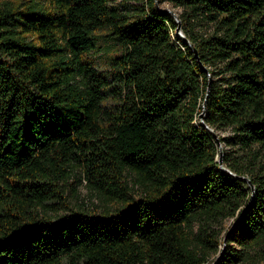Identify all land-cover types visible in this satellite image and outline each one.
Here are the masks:
<instances>
[{
  "label": "trees",
  "instance_id": "obj_1",
  "mask_svg": "<svg viewBox=\"0 0 264 264\" xmlns=\"http://www.w3.org/2000/svg\"><path fill=\"white\" fill-rule=\"evenodd\" d=\"M79 170L103 209L52 216ZM222 251L264 263V0H0V264Z\"/></svg>",
  "mask_w": 264,
  "mask_h": 264
},
{
  "label": "rangeland",
  "instance_id": "obj_2",
  "mask_svg": "<svg viewBox=\"0 0 264 264\" xmlns=\"http://www.w3.org/2000/svg\"><path fill=\"white\" fill-rule=\"evenodd\" d=\"M159 6H160V3H159ZM162 7L163 8H171L177 14H179L181 12L180 8H175L170 3H163ZM173 37L175 39L176 44H180V42L177 38L176 32L174 33ZM94 56L96 57L95 59L99 60V57L97 55H94ZM219 134L227 135V134H229V132L220 130L217 132L218 137L220 136ZM222 148H223V145H222ZM219 149H220V147H219ZM81 174H82V172H81V170H79L77 173V176L70 180V182H73V184L70 187V189L69 188L67 189V193H69V191L72 190L73 188H76L77 191L75 193H74V191H72L71 194L69 195V197H68L69 207L68 208L61 207V209L58 212L50 210L49 213L52 216L66 215V214L72 213L74 210H77L79 208L84 209L86 211H90V212H99L101 209H103V203L101 201V198L98 195L97 190H95L94 186L91 183L87 182L86 179L81 180V178H82ZM234 222H235L234 219H229L224 223L223 237L227 231H230L231 229H233ZM225 237L223 238V241L225 240ZM225 247L226 246L223 243L221 245L222 250L225 249ZM218 256H217V258H218ZM217 258H216V256H214V257L210 258L205 264H214V262Z\"/></svg>",
  "mask_w": 264,
  "mask_h": 264
},
{
  "label": "water",
  "instance_id": "obj_3",
  "mask_svg": "<svg viewBox=\"0 0 264 264\" xmlns=\"http://www.w3.org/2000/svg\"><path fill=\"white\" fill-rule=\"evenodd\" d=\"M159 1H157V5L159 6V3H158ZM164 11H166V12H168V13H170V14H172L175 18H176V21L178 22V27H177V33L182 37V38H184L185 39V41L195 50V52H196V55H198L197 53V49L194 47V45L190 42V40L184 35V33H183V31H182V21H181V19L179 18V15L173 10V9H171V8H164L163 9ZM209 94V92H207V95ZM206 110H207V96H206V99H205V101H204V104H203V111L200 113V115H199V119L201 120V122L202 123H204L205 124V115H206ZM207 126V125H206ZM210 130L212 131V133H213V135H214V137H216V139L218 140V142H219V147H220V154H219V161H220V164H221V167L224 169V170H226V171H228L229 173H232L227 167H225V165H224V163H223V148H222V145H221V143H220V141H219V137H218V135H217V132L215 131V130H213V129H211L210 128ZM237 178H239V179H243V180H245V181H247L248 183H249V185L251 186V188H252V190H253V196H254V194H255V186L253 185V183H252V181L250 180V178L248 177V176H237ZM245 211V209L243 210V212ZM243 212H242V214H243ZM242 214L239 216V218L234 222V224H233V229L235 228V226H236V224H237V222L239 221V219L241 218V216H242ZM233 229H231L230 231H229V233H231L232 231H233ZM228 236V235H227ZM227 236L225 237V240H224V244H225V246H226V241H227ZM223 251H224V249H223ZM223 251L221 252V254L218 256V258L215 260V262H214V264H216L218 261H219V259H220V257H221V255L223 254Z\"/></svg>",
  "mask_w": 264,
  "mask_h": 264
}]
</instances>
